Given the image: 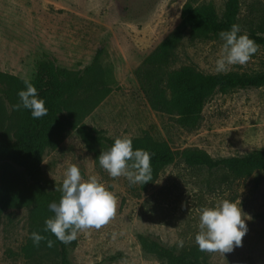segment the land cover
<instances>
[{
	"label": "rangeland",
	"instance_id": "obj_1",
	"mask_svg": "<svg viewBox=\"0 0 264 264\" xmlns=\"http://www.w3.org/2000/svg\"><path fill=\"white\" fill-rule=\"evenodd\" d=\"M187 1L0 0V72L32 80L48 62L78 72L100 51L99 63L110 92L82 124L114 140L124 136L133 140L148 133L175 151L196 147L215 159L264 150V86L215 92L203 107L200 124L191 131L152 111L140 92L134 70L179 24ZM257 1L241 0L237 21L241 32L257 30L261 23L256 16L264 11V0ZM195 2H210L221 15L225 0ZM254 5L256 15L249 13ZM223 43L221 38L195 43L184 39L175 67L194 65L203 73L216 74L215 61ZM262 72L264 48L259 46L247 64L232 66L226 73ZM72 164L84 179L96 175L117 196L118 208L108 225L78 234L71 264H166L143 253L137 235H148L176 251L198 246L200 209L223 199L240 200L248 231L242 246L231 253L205 252L207 264H264V172L221 182V172L189 168L176 160L147 192L140 193L138 185L126 178L110 177L94 162L78 132L69 130L57 149L43 155L44 190L62 193L64 172ZM26 237L27 210L0 215V264H27L22 253ZM179 239L184 241L182 248L177 246Z\"/></svg>",
	"mask_w": 264,
	"mask_h": 264
},
{
	"label": "trees",
	"instance_id": "obj_2",
	"mask_svg": "<svg viewBox=\"0 0 264 264\" xmlns=\"http://www.w3.org/2000/svg\"><path fill=\"white\" fill-rule=\"evenodd\" d=\"M240 11L241 0H225L221 15L210 2L196 4L195 0H188L183 5L179 24L133 73L152 111L172 118L176 125L191 131L200 124L203 107L215 92L264 86V72L250 76L206 74L194 65L175 67L177 50L184 39L195 43L220 38L221 31H228L237 24ZM256 12L255 5L251 6L249 13L256 15ZM256 18L261 22L257 25L258 31L249 29L240 34H247L264 48V11ZM100 54L97 51L91 64L78 72L58 68L53 62L43 63L38 68L29 81L48 109V114L40 119H33L28 109H13L20 103L18 92L26 90L24 80L0 72V215L8 210H27V237L22 248L27 264H71L70 253L77 246V239L64 244L50 231H44L45 221L54 217L49 205L59 203L62 196V193L45 191L41 185L40 164L44 153L57 149L69 130L78 132L96 164H99L101 152L114 144V139L82 124L84 117L110 92L99 63ZM132 143L133 150L142 149L151 154L152 180L144 185L137 184L140 193L147 192L164 168L176 160L189 168L221 172V182L226 177L243 180L256 172H264V150L215 159L196 147L175 151L167 142L148 133L133 139ZM13 166L20 170L16 171ZM33 232L45 236L46 240L35 246L30 239ZM48 240L53 241L52 247L47 246ZM137 241L143 253L166 264H207L205 252L198 246L176 251L143 234L137 235Z\"/></svg>",
	"mask_w": 264,
	"mask_h": 264
},
{
	"label": "clouds",
	"instance_id": "obj_3",
	"mask_svg": "<svg viewBox=\"0 0 264 264\" xmlns=\"http://www.w3.org/2000/svg\"><path fill=\"white\" fill-rule=\"evenodd\" d=\"M240 33L238 24L219 33L224 43L215 61L217 73H226L232 66L247 64L259 50L254 40ZM23 82L26 90L18 92L20 103L14 105L13 109H28L33 119L46 116L48 109L45 101L38 98L37 89L29 80ZM98 160L101 168L112 178L124 177L131 185H144L152 180L151 154L142 149L133 150L132 140L127 136L116 138L113 146L101 152ZM59 190L62 192L61 199L59 203L49 205L54 217L45 221L44 231H50L64 244L75 241L81 232L100 230L116 216L117 196L96 175L84 179L75 164L64 172L62 188ZM245 217L240 200L231 202L223 199L214 207L200 209L199 231L195 236L199 250L224 256L235 247H241L248 231ZM30 239L35 246H39L46 237L33 232ZM47 246L52 247L53 241L48 240ZM177 246L182 248L184 241L177 240Z\"/></svg>",
	"mask_w": 264,
	"mask_h": 264
}]
</instances>
